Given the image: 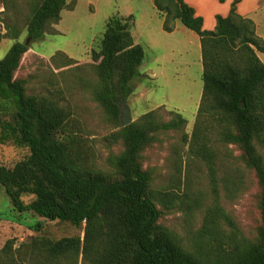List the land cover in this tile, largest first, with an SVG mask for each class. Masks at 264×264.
Segmentation results:
<instances>
[{
	"label": "trees",
	"instance_id": "1",
	"mask_svg": "<svg viewBox=\"0 0 264 264\" xmlns=\"http://www.w3.org/2000/svg\"><path fill=\"white\" fill-rule=\"evenodd\" d=\"M239 2H232L227 16L216 15L213 30L204 28V18L184 0H154V5L165 16L166 31L172 32L174 21L179 20L200 37L204 83L195 152H209L201 143L203 117L211 115L226 124L222 138L242 146L260 184L263 227L259 241L246 238L221 206L215 180L217 198L206 211L197 235L201 243L193 250L185 249L175 233L159 224L162 212L150 190L151 175L143 168L141 154L155 133L185 126L187 121L179 112L161 121L155 111H149L111 134V139L124 144V150L110 159L119 177L84 167L72 146L73 136L65 131L70 112L49 97L29 96L24 81L14 76L29 50L27 41L14 33L15 43L0 59V103L5 104L3 110H12L1 123L0 139L28 147L29 155L12 168L0 164V186L18 213L32 212L75 226L86 222V237L83 241L80 236L35 237L19 247L12 238L0 249V264H78L81 254L91 264H264V156L256 146L264 147V63L258 55L264 53V40L254 21L237 12ZM66 4V0L34 2L28 37L42 39L48 26L58 23ZM132 21V14L110 17L98 49L92 51L99 78L95 99L116 117L117 102L134 91L132 81L145 60L143 47L131 33ZM3 37L0 30V42ZM26 194L34 195V200L25 203ZM42 227V221L32 225L37 232Z\"/></svg>",
	"mask_w": 264,
	"mask_h": 264
},
{
	"label": "rangeland",
	"instance_id": "2",
	"mask_svg": "<svg viewBox=\"0 0 264 264\" xmlns=\"http://www.w3.org/2000/svg\"><path fill=\"white\" fill-rule=\"evenodd\" d=\"M36 1L0 0V30L4 34L0 59L15 43L14 33L20 41L29 40V50L14 76L24 81L29 96L49 97L70 112L65 131L73 136L80 163L113 179L120 176L110 159L124 150V144L110 136L123 126L121 108L117 102L116 117L95 99L99 78L92 51L98 49L110 17L132 14L131 33L145 51L141 73L132 81L134 91L126 98L132 122L149 111H155L161 121H169L179 112L187 121L182 129L155 133L154 141L141 154L143 168L151 175L150 190L162 212L159 224L175 233L185 249L193 250L201 243L197 235L206 211L217 198L215 180L221 206L246 238L258 242L263 227L261 188L242 146L225 141L222 132L226 124L206 115L200 125L204 133L201 143L205 142L209 152H195L194 132L204 83L200 37L179 20L174 21L172 32L166 31L165 16L154 0H66L58 23L49 25L42 39L32 41L27 24ZM261 18L259 32L264 34V8ZM260 57L264 63V53ZM4 105L1 101L0 135L1 123L12 111L3 110ZM232 129L236 132L234 125ZM256 146L264 156V147ZM28 155V147L0 139V164L12 168ZM34 198L26 194L23 201L29 203ZM36 221L43 223L40 232L32 229ZM78 236L85 239L86 222L75 226L32 212L18 213L0 186V249L12 238L19 247L35 237L59 240ZM78 264L91 263L81 254Z\"/></svg>",
	"mask_w": 264,
	"mask_h": 264
},
{
	"label": "crops",
	"instance_id": "3",
	"mask_svg": "<svg viewBox=\"0 0 264 264\" xmlns=\"http://www.w3.org/2000/svg\"><path fill=\"white\" fill-rule=\"evenodd\" d=\"M187 4L195 8L196 14L204 18V28L213 30L216 25V15L227 16L229 14L231 4L234 0H184ZM264 8L263 0H240L237 4V12L254 21L256 32L264 40V34L259 32L262 27L261 10ZM262 22V23H261ZM260 53L258 55L260 57ZM261 59V57H260Z\"/></svg>",
	"mask_w": 264,
	"mask_h": 264
},
{
	"label": "water",
	"instance_id": "4",
	"mask_svg": "<svg viewBox=\"0 0 264 264\" xmlns=\"http://www.w3.org/2000/svg\"><path fill=\"white\" fill-rule=\"evenodd\" d=\"M29 40L27 41L28 44ZM119 107L121 108V123L123 126H127L132 123V119L130 117V109L127 106L126 99L122 98L119 101Z\"/></svg>",
	"mask_w": 264,
	"mask_h": 264
}]
</instances>
